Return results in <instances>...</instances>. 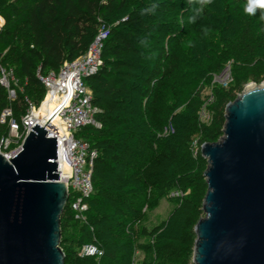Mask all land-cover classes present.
I'll return each mask as SVG.
<instances>
[{
	"label": "trees",
	"instance_id": "1",
	"mask_svg": "<svg viewBox=\"0 0 264 264\" xmlns=\"http://www.w3.org/2000/svg\"><path fill=\"white\" fill-rule=\"evenodd\" d=\"M261 13L264 7L245 13L228 0H0V64L15 78L13 98L0 85V114L9 107L16 123L44 97L39 76L84 54L98 31L107 30L101 64L84 78L99 125L77 133L97 150L92 193L83 219L74 218L70 199L62 211L63 264H193L185 256V237L193 245L207 189L199 146L221 137L225 105L247 79L264 82ZM187 38L195 73L168 108L169 58ZM231 44L239 61L231 69L232 84L212 85L214 103L204 121L200 88L210 83V67ZM8 133V122L0 123V138ZM148 188L175 205L159 223L137 227L144 215L137 197ZM85 244L102 255L81 256Z\"/></svg>",
	"mask_w": 264,
	"mask_h": 264
},
{
	"label": "water",
	"instance_id": "2",
	"mask_svg": "<svg viewBox=\"0 0 264 264\" xmlns=\"http://www.w3.org/2000/svg\"><path fill=\"white\" fill-rule=\"evenodd\" d=\"M44 124H32L13 156L0 153V264L64 263L60 216L68 192ZM199 151L207 189L191 262L264 264V82L244 85L226 103L221 137Z\"/></svg>",
	"mask_w": 264,
	"mask_h": 264
},
{
	"label": "built area",
	"instance_id": "3",
	"mask_svg": "<svg viewBox=\"0 0 264 264\" xmlns=\"http://www.w3.org/2000/svg\"><path fill=\"white\" fill-rule=\"evenodd\" d=\"M106 35L107 30L100 29L84 54L64 62L56 72L39 76L45 86L44 97L38 106L29 105L20 123L11 118L9 107L0 114V123L8 122L9 126V133L0 138V153L5 158L13 156L20 149L23 138L34 122L42 126L48 119L43 127L47 136L56 139L54 161L59 170L58 179L66 183L70 207L77 219H83L87 209L85 198L92 193L91 167L97 157V150L78 137L77 133L85 126L99 125L94 117L96 108L90 103V90L84 78L94 73L101 64L100 50ZM229 76L230 72L224 71L223 78ZM13 83L15 78L12 69L0 64V85L6 88L9 98L15 96L11 87ZM47 99L55 107L47 116L39 115L38 110ZM175 194L177 192L171 193ZM78 253L97 258L102 255V250L93 244H85L79 248Z\"/></svg>",
	"mask_w": 264,
	"mask_h": 264
},
{
	"label": "rangeland",
	"instance_id": "4",
	"mask_svg": "<svg viewBox=\"0 0 264 264\" xmlns=\"http://www.w3.org/2000/svg\"><path fill=\"white\" fill-rule=\"evenodd\" d=\"M228 2L232 5L237 3L240 9L245 12V7L249 3V0H228ZM247 13V12H245ZM1 22V21H0ZM189 38L185 39L179 45L176 52L171 55L169 58V67H170V88L167 93V98L165 100V104L168 108L174 106L176 100V93L180 88L181 84L186 82V80L195 73L193 65L190 63L187 53V46L189 43ZM238 56V47L234 44H231L224 48L222 54L215 61V63L210 67L211 73V81L210 83L203 84L200 88V99L203 101L202 108L199 110L200 118L204 121H208L210 119V105H212L213 97H209L211 94L212 85L228 87L232 84V75L231 69L233 65L237 61ZM224 71L230 72V76L228 78H223ZM226 80V81H225ZM226 82V83H225ZM253 82L251 78L247 79L244 85ZM171 194V193H170ZM137 200L142 205V209L144 212L143 219L137 223V227L146 226L151 227L157 223H159L162 219H164L171 209L174 207L175 202L168 199L167 197H156L153 190L148 188L144 193L139 194ZM189 237L187 234L185 237V256L188 258H192V250L193 245H189ZM143 238L140 237L139 240ZM141 258V253L137 252L135 255V262H138Z\"/></svg>",
	"mask_w": 264,
	"mask_h": 264
},
{
	"label": "clouds",
	"instance_id": "5",
	"mask_svg": "<svg viewBox=\"0 0 264 264\" xmlns=\"http://www.w3.org/2000/svg\"><path fill=\"white\" fill-rule=\"evenodd\" d=\"M256 6L264 7V0H249V3L245 7V12L252 13ZM195 17H191L190 20H194ZM260 19L264 21V13H261Z\"/></svg>",
	"mask_w": 264,
	"mask_h": 264
},
{
	"label": "bare ground",
	"instance_id": "6",
	"mask_svg": "<svg viewBox=\"0 0 264 264\" xmlns=\"http://www.w3.org/2000/svg\"><path fill=\"white\" fill-rule=\"evenodd\" d=\"M54 107L55 106H53V102L47 99L41 105L40 109L38 110V114L47 116L54 109Z\"/></svg>",
	"mask_w": 264,
	"mask_h": 264
}]
</instances>
